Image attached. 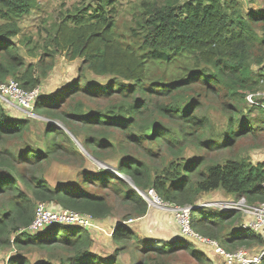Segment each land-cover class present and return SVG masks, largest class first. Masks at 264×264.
Wrapping results in <instances>:
<instances>
[{
    "label": "trees",
    "instance_id": "16d2710c",
    "mask_svg": "<svg viewBox=\"0 0 264 264\" xmlns=\"http://www.w3.org/2000/svg\"><path fill=\"white\" fill-rule=\"evenodd\" d=\"M119 2L78 0L70 8L63 2L60 21L53 23L49 37L56 49L68 50L70 57L82 60L81 71L87 69L113 80L105 85L90 82L82 72L64 89L40 94L34 107L38 114L59 120L78 139L82 137V145L94 158L102 159L105 150L120 153L113 167L121 177L111 170L82 171L79 177L88 188L50 186L40 175L43 170L38 173L42 166L52 158L60 159L59 154H71L76 162L80 153L71 141L61 143L66 132L55 124L45 131L48 140L43 153L35 152L25 140L31 121L10 117L0 104V246L12 236L17 247L58 246L72 251L67 264H116L114 255L120 248L108 259L97 258L85 228L68 225L59 231L60 226L55 225L33 235L22 231L32 222L38 202L98 219L111 216L112 200L127 207L129 212L122 218L143 216L148 204L139 191L150 188L164 201L180 206L192 205L202 194L217 189L244 197L250 204L264 203V163H252L233 150L238 139L264 140V123L240 108L246 91L262 79L253 65L264 61V9L243 13L237 0H138L133 9L134 26L125 33L118 30ZM37 8L39 0H0V83L13 78L26 91L36 88L40 79L13 38L19 33L18 21ZM52 63L44 65L49 68ZM42 65L38 63V67ZM160 67L164 70L159 71ZM45 72L42 69L41 76ZM220 95L237 104L228 107L221 142L206 134L209 118L199 114L206 100ZM258 101L260 104L251 106L264 111V98ZM110 131L123 137L116 140ZM189 147L199 154L186 157ZM139 149L145 156L138 154ZM221 149L228 152L226 160L209 158L210 152ZM197 212L192 211V228L197 231L208 224L207 232L200 234L224 247L264 243L249 230L231 229L238 212L222 211L202 222L193 217ZM124 227L122 223L116 226L114 240L129 237L138 244L143 242L144 255L151 248L161 254L185 246L181 243L185 239L161 240L157 245L152 238L134 237ZM187 251L200 260L203 256L197 250ZM9 264L30 263L18 253ZM139 264L151 262L143 259Z\"/></svg>",
    "mask_w": 264,
    "mask_h": 264
},
{
    "label": "rangeland",
    "instance_id": "374dc122",
    "mask_svg": "<svg viewBox=\"0 0 264 264\" xmlns=\"http://www.w3.org/2000/svg\"><path fill=\"white\" fill-rule=\"evenodd\" d=\"M119 5H116L118 9L119 16L117 17L118 21V30L128 32L129 27L134 26L133 20V9L135 5L138 3V0H120ZM242 4V12L247 13L249 10H263L264 9V0H237ZM63 2L65 4V8H70L73 4H76L78 0H39V8L33 9L29 15L24 16L22 19L18 21L19 33L13 39L17 42L19 46L20 53L25 57L26 62H31L35 65V72L37 76H39L40 83L36 88H38V96L40 94H52L60 89H64L66 85H70L80 73L85 74V79L105 85L110 80H113L111 76H99L91 71L85 69L81 71L82 60L80 58H72L69 55L68 50L56 49L51 45L50 36L53 35L52 25L55 22L60 21L61 12L63 11ZM260 32V30L258 29ZM30 38V41L27 39ZM54 51V52H53ZM52 53L53 57L48 56V54ZM49 68H47L44 63L51 62ZM43 62L41 67H38V63ZM42 69H47V72L44 76V73H41ZM254 72L257 76H261V80L254 87L253 90H247L244 102L240 105L242 112L251 118H259V121L264 123V111L256 108L255 106H251L252 104L248 101L249 95L252 96V100L258 99L263 101L264 98V61L262 64H254L253 65ZM164 68L160 67L159 71H163ZM158 71V72H159ZM11 81H15L13 78H8L3 83H9ZM1 84V83H0ZM250 96V97H251ZM248 97V98H247ZM0 104L4 107L6 113L13 118L16 119H29L31 121L30 131L25 138L28 142L30 148H35V152H42L45 150L47 145V136H45V131L49 128L51 124H55L57 128L64 129L66 132V136L61 138V143L69 144L71 141L75 150H77L81 158L76 162L71 160V154L63 156L59 154L60 159L52 158L50 163L42 166V168L38 171L41 172L42 175L50 186L55 187L59 185H72L77 184L83 187L88 188V186L84 185L81 182V178L79 175L82 171L96 172L97 170H106L112 171L113 173L116 171L113 166L118 164L119 156H122L120 153H115L112 150H105L102 152V159H96L92 155H90L85 147L82 145V137L78 139L75 135L70 132L65 125L57 119H52L46 115L38 114V111L35 109V103L29 110H23L19 107H15L9 105L4 100L0 99ZM234 105V101H232L229 97H224L220 95L219 97H211L209 100L205 101L204 107L199 111L201 116H207L208 120V135L212 136L215 141H223L224 139V131L227 126V118L229 112V105ZM237 105V104H235ZM90 107L89 105H85V108ZM258 128L257 125H255ZM77 131L84 134V130L81 128H75ZM110 134H113V137L117 139H121L123 137L117 131H110ZM81 134L79 136H81ZM68 136V137H67ZM70 138V140H69ZM148 143L145 142L146 146ZM149 147V146H148ZM237 156L241 158H247L252 163L263 162L264 163V140L256 139L254 141L250 139H238L236 145L233 147ZM101 151H99V154ZM123 154V153H122ZM139 155L145 156V151L142 149L138 150ZM199 154V150L195 147H189L186 150L185 156L191 157L193 155ZM228 152L227 150H219L217 152H210L209 158H214L216 161H224L227 159ZM146 161L149 160L145 157ZM117 176V175H116ZM118 177H121L119 174ZM124 182L131 185L130 180L127 177H122ZM80 186V187H81ZM144 193V192H143ZM143 193L141 194L143 196ZM237 198L232 195L226 193L222 189L213 190L210 192H206L202 194L197 202H208L212 200H236ZM111 203V218L117 219L119 222L130 221L136 218L125 219L122 218L129 211L127 207L122 204L120 201H110ZM248 203V202H247ZM56 205L54 203H49L51 205ZM198 212L193 215L195 220H203L209 221L211 217L219 216L222 211L215 208L214 205H210L209 207H199L197 208ZM166 214L170 215L169 227L175 226L178 228V224L173 219V214L170 210ZM237 214V213H236ZM238 216V217H237ZM235 218L233 223L232 230L235 227L239 228L240 222L246 220V216L244 213L238 212V215ZM125 219V220H124ZM128 222L130 225L133 222ZM139 232L140 236H137V233L134 234V237L139 239L146 238H167L169 239L171 236L167 235L164 232L154 231L157 229H152L153 233L144 234V228L142 223L139 221ZM127 224V223H126ZM125 224V225H126ZM59 231L65 225H59ZM208 224L204 223L200 228L197 229L198 233L207 232ZM131 228V227H130ZM124 229H126L124 227ZM230 226H228L225 230H229ZM106 233L102 231L105 238L104 241L101 242L102 247L104 249H99L96 251L94 246L92 247V253L97 258L108 259L110 256L114 254V251L118 248L119 251L115 256L116 264H139L140 260H149L151 264H213V258L209 260V250L204 247L201 243H193L192 241L186 240L184 243L185 246H179V249H176L174 252H164L161 254L155 253L154 248L149 249L150 251L144 255V243L138 244L137 241H134V238H127L125 240H114L113 235H110V231L107 228H104ZM236 230V228H235ZM131 231V230H130ZM128 232V231H127ZM132 232V231H131ZM154 234V235H152ZM174 236L178 235V230L175 231ZM153 238L157 245L161 244L160 239ZM184 239V238H183ZM216 241V240H215ZM160 242V243H159ZM218 242V241H217ZM219 243V242H218ZM124 245V246H123ZM153 246V245H151ZM222 246V245H221ZM224 247V246H222ZM226 247V248H225ZM224 248L227 250H235L239 248L255 250L258 245L253 244L250 247L246 246H235L233 248L225 246ZM197 250L201 252L203 255L201 260L198 259L194 254L187 250ZM99 251H102L101 253ZM21 253L26 257L30 264H35L39 262H43L45 264H67L68 258L73 256L72 251L70 250H61L58 246L54 248H43L39 246H22L17 247L13 240L12 236L10 240L5 245L0 246V264H9L11 258L16 254ZM76 258H74L75 260ZM61 262V263H60ZM101 263V262H99Z\"/></svg>",
    "mask_w": 264,
    "mask_h": 264
},
{
    "label": "built area",
    "instance_id": "2783aa9c",
    "mask_svg": "<svg viewBox=\"0 0 264 264\" xmlns=\"http://www.w3.org/2000/svg\"><path fill=\"white\" fill-rule=\"evenodd\" d=\"M250 96H248V101L251 104H260L257 99L252 100V96ZM37 97L38 88L26 91L15 81L0 84V99L9 105L23 110H29ZM262 187L264 188V183ZM143 198L150 208L170 210L174 221L178 224L179 235L188 241L201 243L206 247L209 250V257L213 258V264H260L262 261L264 257V243L259 245L255 250L239 248L230 251L222 247L217 241L196 232L192 228L191 220L193 210L215 204V208L222 211L243 212L246 220L240 222L239 228L249 230L264 240V203L250 204L247 203L244 197H239L236 200H214L180 206L164 201L152 188L143 193ZM126 223L127 221L124 222V224ZM51 225L78 226L89 231L102 229L96 220L88 214L79 213L53 204L50 207L49 203L38 202L32 222L26 229L23 228L22 231L24 230L27 234H34ZM114 229L115 226L112 227L110 233Z\"/></svg>",
    "mask_w": 264,
    "mask_h": 264
},
{
    "label": "crops",
    "instance_id": "0c3cea01",
    "mask_svg": "<svg viewBox=\"0 0 264 264\" xmlns=\"http://www.w3.org/2000/svg\"><path fill=\"white\" fill-rule=\"evenodd\" d=\"M164 210L165 209L149 207L146 214H144L143 216L139 218L133 219L134 223L130 225L131 228L129 227L128 223L125 225V228H129L133 234L137 233V236L138 235L140 236V234H142L141 232H139V226H138L139 225L138 222L140 221L142 223L143 228L145 229L144 234H151L153 233L152 229H157L154 231L164 232L167 235H170L171 237L169 239L156 238L155 235L157 234L155 235L152 234L154 235L152 236L153 238L155 237L156 239L170 241L173 238L175 231L178 230V228L175 226L169 227V224H171L170 221L168 220L170 215L167 216L166 213L168 211H164ZM96 220H97L98 225H100L102 229L90 231V235L92 238V247L94 246L96 251H98L99 249L101 250L104 249V247H102V244H101V242L104 241L103 238H105L102 231L106 233V230H104V228L110 229L112 226L117 225L119 221L113 217L111 218V216L106 217V218H101V219L97 218ZM178 235H179V230H178ZM146 237H151V236H146ZM99 252L101 253L102 251H99Z\"/></svg>",
    "mask_w": 264,
    "mask_h": 264
},
{
    "label": "clouds",
    "instance_id": "9594fccd",
    "mask_svg": "<svg viewBox=\"0 0 264 264\" xmlns=\"http://www.w3.org/2000/svg\"><path fill=\"white\" fill-rule=\"evenodd\" d=\"M35 100H36V99H35ZM34 103H35V101H34ZM34 103H33V104H34ZM114 174L117 175V176L119 175V173H118L117 171H115ZM139 192H140V195L143 193L142 191H139ZM141 196H142V195H141ZM142 197H143V196H142ZM212 201H214V200H212ZM195 203H196V202H195ZM56 205H57V204H56ZM58 206H59V205H58ZM60 207H61V206H60ZM62 208H63V207H62ZM148 208H149V206H148ZM65 209H66V208H65ZM69 210H70V209H69ZM72 211H73V210H72ZM221 211H222V210H221ZM76 212H77V211H76ZM79 213H80V212H79ZM84 214H85V213H84ZM88 215H89V214H88ZM91 217H92V216H91ZM92 218H93V217H92ZM94 219L96 220L97 218H94ZM131 220H132V219H131ZM96 222H97V220H96ZM124 222H126V221L118 222V224H120V223L124 224ZM127 223H128V222H127ZM118 224H117V225H118ZM117 225H115V228H116ZM124 225H125V224H124ZM51 226H55V225H51ZM65 226H66V225H65ZM47 227H48V226H47ZM100 227H101V226H100ZM112 227H114V226H112ZM112 227H111L110 229H108V228H107V229L111 232ZM45 228H46V227H45ZM101 228H102V227H101ZM43 229H44V228H43ZM43 229H42V230H43ZM114 230H115V229H114ZM114 230L112 231V233H110V235H113ZM40 231H41V230L37 231L36 233H38V232H40ZM88 231H89V230H88ZM21 232H22V231H21ZM196 232H197V231H196ZM25 233H26V232H25ZM89 233H90V231H89ZM34 234H35V233H34ZM29 235H33V234H29ZM201 235H202V234H201ZM202 236H203V235H202ZM181 237H182V236H181ZM182 238H183V237H182ZM184 239H185V238H184ZM185 240H186V239H185ZM213 240H215V239H213ZM208 258L211 259L209 256H208Z\"/></svg>",
    "mask_w": 264,
    "mask_h": 264
},
{
    "label": "water",
    "instance_id": "95a60500",
    "mask_svg": "<svg viewBox=\"0 0 264 264\" xmlns=\"http://www.w3.org/2000/svg\"><path fill=\"white\" fill-rule=\"evenodd\" d=\"M183 238L181 237V236H174L171 240H170V242H172V241H176V240H182ZM184 240V239H183Z\"/></svg>",
    "mask_w": 264,
    "mask_h": 264
}]
</instances>
